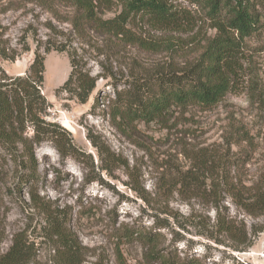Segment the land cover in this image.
I'll list each match as a JSON object with an SVG mask.
<instances>
[{
    "label": "rangeland",
    "instance_id": "rangeland-1",
    "mask_svg": "<svg viewBox=\"0 0 264 264\" xmlns=\"http://www.w3.org/2000/svg\"><path fill=\"white\" fill-rule=\"evenodd\" d=\"M169 1L191 14L192 22L186 30L156 28L139 16L131 20L130 29L149 43L166 38L176 42L175 62L180 63L192 58L197 41L213 30L198 3ZM119 9L114 5L101 14L111 17ZM70 16L69 9L50 0H0V29L8 52L16 55L14 60L0 59V65L9 74H23L40 43L39 52L45 57L41 92L50 102L45 118L64 127L76 147L74 154H61L49 141L35 147L38 167L33 195L27 186L15 187L16 167L6 165L14 173L0 180V253L8 248L16 232L26 231L34 238L44 205L72 215L70 226L84 251L82 264H117L114 234L123 231L155 233L160 252L166 247L176 248L180 257L194 256L204 264H264V215L247 214L225 195L216 208L196 184H177L178 172L190 166L193 151H222L223 135L231 121L243 122L255 135L256 153L241 171L244 175L255 173L264 163V108L250 103L245 91L230 92L215 107L176 110L166 127L139 123L136 132L126 135L112 124L109 102L116 91L130 86L133 76L149 74L170 61L168 51L138 45L107 49L94 35L86 43L72 30ZM23 38L29 51L21 49ZM48 42L75 47L85 69L97 77L87 102L79 103L66 92H56L70 72V63L66 52L44 53ZM246 54L251 59L249 68L255 69L264 85V25L247 39ZM95 97L98 102L93 106ZM87 134L118 156L121 163L102 169L105 153H98ZM229 172L230 176L239 175L234 168ZM217 211L236 226L238 240L221 233L208 236ZM136 237L119 246L126 262L158 264L148 254L149 244ZM53 254L51 245L44 242L36 260L28 264H55Z\"/></svg>",
    "mask_w": 264,
    "mask_h": 264
},
{
    "label": "trees",
    "instance_id": "trees-1",
    "mask_svg": "<svg viewBox=\"0 0 264 264\" xmlns=\"http://www.w3.org/2000/svg\"><path fill=\"white\" fill-rule=\"evenodd\" d=\"M69 9V24L76 36L89 43L91 35L113 46L138 45L141 48L168 51L170 61L157 66L149 74L133 76L130 86L116 91L109 102L112 124L120 132L129 135L137 131V124L158 123L167 126L174 111L183 112L191 107L209 109L218 105L230 92L245 91L248 100L264 108V85L255 69H250L251 59L246 54L247 39L264 25V0H193L205 10L211 34L203 35L192 58L175 62L178 52L176 42L166 38L162 42H147L132 33L131 20L139 16L152 26L169 31L187 29L191 14L169 0H50ZM120 6L111 17L101 12ZM1 28V27H0ZM4 31L0 29V59L14 60L8 52ZM22 51L30 50L25 38L20 41ZM46 43L44 53L51 50L66 52L70 72L56 92H66L79 103L87 102L95 88L97 77L85 69L76 48L70 44ZM40 43L33 50V58L23 74L12 75L0 65V180L13 174L9 163L16 167L15 187L27 186L33 195L37 182V157L35 147L49 141L61 154H74L76 147L70 133L56 121L45 118L50 102L41 92L44 74V54ZM98 98H94L97 104ZM87 138L104 154L102 169L108 170L120 162L100 141L87 134ZM222 151L197 149L191 153L190 166L178 172L177 184H196L216 205L221 196H229L237 206L249 215H264V163L255 173L244 175L241 171L251 164L257 150L255 135L243 122L231 121L223 135ZM264 142V141H263ZM222 152V153H221ZM221 154V155H220ZM118 162V163H117ZM121 163V162H120ZM239 175L230 176L231 169ZM35 203L39 201L32 196ZM224 199V198H223ZM43 217L39 231H33L32 239L26 231L16 232L8 248L0 253V264H28L36 260L44 242L54 251L55 264H82L83 247L71 229V217L67 210H52L43 205ZM208 234L221 233L237 238L234 226L219 211ZM244 231V230H243ZM115 261L128 264L119 246L121 242L137 236L150 246V256L158 264H204L197 257H180L177 249L166 247L160 252L155 233L129 231L114 234ZM220 242V241H218Z\"/></svg>",
    "mask_w": 264,
    "mask_h": 264
}]
</instances>
